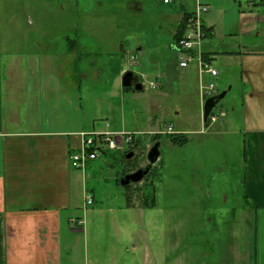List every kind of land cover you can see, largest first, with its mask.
Segmentation results:
<instances>
[{"label":"rangeland","instance_id":"374dc122","mask_svg":"<svg viewBox=\"0 0 264 264\" xmlns=\"http://www.w3.org/2000/svg\"><path fill=\"white\" fill-rule=\"evenodd\" d=\"M222 1L229 10L228 18L234 21L222 22L219 11L202 14L203 22L206 16L213 20L215 33L201 42L200 51L211 57L210 67L218 75L212 78L202 73L200 82L196 60L180 68L189 56L173 48L177 23L185 11H195V0H171L170 4L163 0H0L1 22L9 14L16 20H31L30 36L46 37L49 53L53 51L51 44L56 40L60 43L61 36L78 46V72L72 77L76 88L62 91L55 110L65 120L64 125L132 137L123 150L102 146L97 158L88 162L84 177L87 195L92 197L84 228L93 232L89 225L100 226L105 246L124 248V253L112 254L114 264H127L134 246L142 257L137 226L146 232L149 256L151 230L155 228L160 230L158 246L174 251L175 264H200L198 251L184 247V230L191 226L198 231L200 225L199 214L191 211L193 222L187 226L185 199L201 190L200 182H233L230 187L236 190L237 182L244 179L240 134L244 130L264 131V12L254 8L241 17L246 23L243 28L253 32L242 35L238 11L244 10L246 3L238 6L232 0ZM111 53L114 55L108 56ZM53 62L49 61L48 68ZM123 71L139 77L142 92L115 85L121 82ZM47 78L60 85L59 77ZM113 78L116 82L108 92ZM210 83L217 94L226 93L213 109L225 116L211 126L203 124L200 91ZM169 125L172 135L163 134ZM224 125L229 136L217 134ZM181 132L186 134V142L173 144L171 139L180 140L182 136L175 133ZM156 142L160 143V157L148 176L140 183L121 187V178L149 166L146 155ZM129 153L133 156L126 161ZM194 183L196 188H189ZM152 200L157 202L155 208L149 206ZM232 200L236 202L235 195ZM139 206L151 210L141 211ZM115 228L120 230L117 245L111 239Z\"/></svg>","mask_w":264,"mask_h":264},{"label":"crops","instance_id":"0c3cea01","mask_svg":"<svg viewBox=\"0 0 264 264\" xmlns=\"http://www.w3.org/2000/svg\"><path fill=\"white\" fill-rule=\"evenodd\" d=\"M232 2L238 6L246 3L245 9L238 11L240 31L252 35V29L243 28L246 23L241 17L254 8L264 12V0ZM195 3L206 7L207 14L221 12L222 22L234 21L228 18L229 10L222 0ZM193 12L185 11L177 26ZM203 24L208 36L213 37V20L206 16ZM31 33V20H16L9 14L1 22L0 14V264H114L112 254L124 253V248L105 246L100 226L89 225L93 232H86V168H71L69 156L81 148L80 135L115 132L64 125L65 120L55 110L62 91L76 88L72 77L78 72V46L61 36L60 43L55 39L51 44L53 51L49 53L47 38L31 37ZM204 58L211 59L207 55ZM49 61H54L50 68ZM198 73L201 82L202 74ZM54 76L59 77L60 85L49 82L47 77ZM115 82L113 78L108 92ZM116 84L121 86L119 80ZM207 123L213 124L203 122ZM227 129L226 125L219 127L217 134L227 136ZM175 134L186 136L183 132ZM240 136L244 179L237 182V189H231L233 182H200L201 190L185 199L187 226L193 222L192 212L199 214L200 225L198 231L191 226L184 230V247L198 251L200 264H264V131L244 130ZM190 186L194 189L197 184ZM153 205L155 208L157 202ZM134 206L130 203L131 208ZM138 210L151 209L139 206ZM119 231L115 228L111 238L116 245ZM136 232L142 257L134 246L127 264H175L174 251L158 246L159 229L151 230V256L145 230L137 226ZM185 262L189 263L188 256Z\"/></svg>","mask_w":264,"mask_h":264},{"label":"built area","instance_id":"2783aa9c","mask_svg":"<svg viewBox=\"0 0 264 264\" xmlns=\"http://www.w3.org/2000/svg\"><path fill=\"white\" fill-rule=\"evenodd\" d=\"M171 0H163L164 4H170ZM207 13V8L200 5L196 6L195 11L181 23V36L175 42L173 48L181 53L187 54L189 57L179 64L180 68H186L190 60H196V66L198 71L207 73L210 77L216 78L217 72L210 67V62L204 58L203 53L200 51L201 42L208 36V32L204 27L201 20L202 14ZM179 25V26H180ZM202 106L204 102L215 95V86L210 83L207 87H200ZM214 109V108H213ZM224 113L216 114L213 110L208 116L206 122H216L219 118L224 117ZM173 130L171 126H168L163 134L172 135ZM121 135V136H120ZM97 133V134H82V145L78 151L70 154V166L73 169L85 170L88 162L97 158L98 150L102 146L108 147L110 150H123L124 146L128 147L131 143V136H125L124 133ZM86 205L92 204V197L86 194ZM80 224V223H79Z\"/></svg>","mask_w":264,"mask_h":264},{"label":"water","instance_id":"95a60500","mask_svg":"<svg viewBox=\"0 0 264 264\" xmlns=\"http://www.w3.org/2000/svg\"><path fill=\"white\" fill-rule=\"evenodd\" d=\"M121 87L124 90H130L132 89L133 92H142L143 87L142 85L138 82V77L134 75L130 71H126L122 77H121ZM226 93L223 92L221 94H217L213 97L208 98L203 105L202 108V120L205 123L208 119L209 114L215 107L217 103H219L222 99H224ZM160 143L156 142L148 151L146 155L147 162L149 163V166L145 169H138L133 173L125 175L123 178H121L119 184L121 187H127L130 184H136L140 183L148 174L150 167H152L160 157ZM132 154L129 153L126 155V161L130 160L132 158Z\"/></svg>","mask_w":264,"mask_h":264},{"label":"trees","instance_id":"16d2710c","mask_svg":"<svg viewBox=\"0 0 264 264\" xmlns=\"http://www.w3.org/2000/svg\"><path fill=\"white\" fill-rule=\"evenodd\" d=\"M188 18V16H184V18H183V21H182V23L186 20ZM182 25V24H181ZM181 25L180 26H177V29H176V32H175V36H174V39H175V42L179 39V37L181 36V33H180V30H181ZM169 137H172V136H169ZM180 137V136H179ZM171 141H172V143L174 144H176V143H179V145H181V144H183V143H185V138L182 136V137H180V140H179V138H172L171 139ZM151 205H153V200H152V202H151V204L149 205V206H151Z\"/></svg>","mask_w":264,"mask_h":264},{"label":"flooded vegetation","instance_id":"af4514ba","mask_svg":"<svg viewBox=\"0 0 264 264\" xmlns=\"http://www.w3.org/2000/svg\"><path fill=\"white\" fill-rule=\"evenodd\" d=\"M130 90H131V89H130ZM138 169H142V168H138ZM138 169H137V170H138ZM150 170H151V167H150ZM150 170H149L148 174L150 173ZM147 176H148V175H147ZM147 176H146V177H147Z\"/></svg>","mask_w":264,"mask_h":264}]
</instances>
